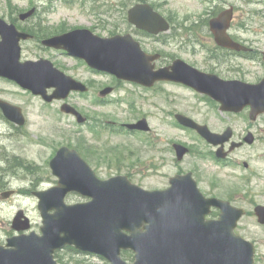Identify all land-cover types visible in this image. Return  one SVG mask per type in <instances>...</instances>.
I'll list each match as a JSON object with an SVG mask.
<instances>
[{
	"label": "rangeland",
	"instance_id": "rangeland-1",
	"mask_svg": "<svg viewBox=\"0 0 264 264\" xmlns=\"http://www.w3.org/2000/svg\"><path fill=\"white\" fill-rule=\"evenodd\" d=\"M146 1L173 24V30L162 37L169 43L159 42L162 44L154 47L163 49L169 59L179 57L209 72L224 57L232 67L219 68L216 74L221 78L258 83L264 77V0ZM136 3L137 0H0V18L14 23L20 30L33 31L37 37L76 28H88L103 37L127 33L136 37L127 21L128 10ZM230 7L235 9L231 36L255 48L260 54L257 59L215 52L220 55L218 61L204 50L203 46L214 49L217 46L209 26H203L205 20ZM33 8L37 9L34 17L24 22L19 19ZM192 26L195 33L182 29ZM41 46L36 38L23 42L22 60L49 59L66 74L89 84V93L76 94L67 102L91 116L92 125L79 126L75 119L61 112V102L47 104L15 83L0 79V98L22 108L27 119L23 128L6 119L0 120V244L15 234L12 223L20 211L30 219L31 229L40 233L43 220L34 193L58 184L49 163L56 150L67 145L77 148L101 179L127 175L143 188L155 190L166 188L169 179L178 173L193 172L206 196L238 201L235 205L250 213L256 205H264V115L250 122L248 111L236 116L221 113L211 98L185 87L162 83L147 89L94 74L85 63L66 54L45 52ZM107 87H114L115 92L101 105L96 97ZM178 113L208 125L216 133L231 127L236 139L252 126L257 143L235 151L226 164H216L211 157L213 146L196 132L176 125ZM0 114L3 115L1 111ZM143 118L149 121L150 133H128L121 129ZM178 143L191 150L182 162H177L173 151V145ZM8 191L18 193L8 200L2 199V194ZM67 201L71 204L85 199L71 195ZM239 228L238 233L256 244L259 264H264V228L250 214ZM59 255L63 264H105L97 257L75 254L68 249Z\"/></svg>",
	"mask_w": 264,
	"mask_h": 264
},
{
	"label": "water",
	"instance_id": "water-1",
	"mask_svg": "<svg viewBox=\"0 0 264 264\" xmlns=\"http://www.w3.org/2000/svg\"><path fill=\"white\" fill-rule=\"evenodd\" d=\"M36 9L20 15L26 21ZM234 9L223 11L210 20V30L218 46L248 51L234 41L229 30ZM129 23L152 35L168 32L170 23L149 4H138L128 13ZM0 77L16 82L20 87L51 103L64 100L71 92H87L88 88L55 68L49 60L22 62L21 43L32 35L19 31L16 25L0 18ZM42 45L64 50L93 69L151 88L158 82H174L190 87L220 104L222 112L239 114L250 108V118L256 121L264 114V79L258 84L240 80H224L218 75L204 73L182 59L156 70L160 55L147 54L131 34L102 38L86 29L73 30L47 38ZM54 89L52 95L48 91ZM113 91L103 90L105 97ZM5 116L18 126L26 119L21 108L0 100ZM62 111L74 114L80 123L85 119L66 104ZM178 122L199 133L208 143L220 146L219 158H225L224 146L233 136L229 129L217 134L206 125L179 114ZM131 130L149 131L143 119L128 125ZM250 135L246 141L253 143ZM241 144H233L232 150ZM178 160L189 150L174 146ZM51 168L59 178V185L37 192L43 219L41 234L36 232L13 237L7 246H0V264H58L55 253L66 246L98 255L111 264H129L121 257L122 250L135 254L132 264H254V245L235 233L245 210L229 202L207 199L200 192L192 173L171 179V187L164 191H148L119 176L100 180L75 150L62 148L51 161ZM78 193L90 199L87 203L68 205L67 195ZM11 193L4 194L9 198ZM221 210L218 221H207L211 208ZM264 225V206L255 209ZM18 232L31 228L30 220L21 211L13 222Z\"/></svg>",
	"mask_w": 264,
	"mask_h": 264
},
{
	"label": "flooded vegetation",
	"instance_id": "flooded-vegetation-1",
	"mask_svg": "<svg viewBox=\"0 0 264 264\" xmlns=\"http://www.w3.org/2000/svg\"><path fill=\"white\" fill-rule=\"evenodd\" d=\"M157 11V10H156ZM160 12V11H159ZM166 19H168V21H170V19L168 18V17H166ZM104 22V21H103ZM170 23H171V21H170ZM172 25V24H171ZM136 37L139 39V37L140 38H142V40L141 39H139L140 40V43H141V45H142V48L144 49V51H146L147 53H150V54H160L161 55V58L159 59V61L157 62V68H159V67H164V66H170L171 64H172V62H173V60L175 59V58H179V57H172V59H169L168 57H169V55L163 50V49H158V48H154L155 47V45H161L162 43H159V42H161V40L160 39H158L159 37H157V36H152V35H149V34H147L146 32H143V31H137V33H136ZM143 41H146V42H151V43H149V44H146V43H143ZM148 45V46H147ZM162 47H164V48H169V47H172V46H162ZM184 47V46H183ZM216 48L214 49V48H212L211 46H203V48H204V50L206 51V53L209 55V57H213V60H214V58L216 59V60H218L217 58H220V55H216L215 54V52L216 53H220V52H224V54H227V53H230V54H234V55H239V56H241V57H244V58H246V59H248V60H253V58H254V56H258V55H260L257 51H256V49L255 48H252V46H248L249 48H251V50L250 51H246V52H241V53H236V52H232V51H229V50H226V49H223V48H221V47H219V46H215ZM41 48H43V47H41ZM43 50L45 51V52H51V51H55V50H52V49H45V48H43ZM55 52H57V51H55ZM195 54H197L198 53V51L196 50L195 52H194ZM208 57V58H209ZM256 59H257V57H255ZM218 61H220V60H218ZM225 59H224V57H223V60H222V62H218L216 65H213V66H211L210 68H212L209 72L208 71H205V72H208V73H212V74H216V72L218 71V69L220 68V69H225L224 67H226V68H228L229 70H230V68L232 67V65H231V63H229V62H225ZM91 71V70H90ZM92 72V71H91ZM217 75H219V74H217ZM74 78V77H73ZM76 79V78H75ZM77 80V79H76ZM228 80H232V79H228ZM84 84H87V83H85V82H83ZM163 84H166V85H176V86H181V87H185L184 85H181V84H177V83H163ZM89 84H87V86H88ZM185 88H187V87H185ZM187 89H189V88H187ZM193 92H195L194 90H193ZM99 93L100 92H98V97H96V99H97V102H99V103H104V100L105 99H100V97H99ZM197 93V92H196ZM74 95H76V94H74ZM74 95H72V96H74ZM78 95H80V94H78ZM72 98V97H71ZM70 98V99H71ZM69 99V100H70ZM68 100V101H69ZM78 110V109H77ZM0 111H1V109H0ZM85 118H86V120H87V124H86V126L87 125H92V117L91 116H89V115H87V114H84V112H82V111H80V110H78ZM2 112V111H1ZM1 115V117H0V120L3 118V119H6L5 117H4V115H2V114H0ZM70 117H72L73 119H75L74 118V116H72V115H69ZM7 120V119H6ZM9 122V121H8ZM10 123V122H9ZM251 128H253L252 126H249L248 128H247V131H245L244 133L245 134H242L241 135V137H239L240 139H236V133L234 132V135H233V139H232V142L233 141H238V142H242V141H244V139H245V137L248 135V133H250V132H252V130H251ZM254 137H255V143L254 144H256L257 143V140H258V138L256 137V135L254 134ZM231 144V143H230ZM230 144H228V145H230ZM227 145V146H228ZM67 147H69L70 149H73V150H76L80 155H81V157L85 160V158L83 157V155L81 154V152L77 149V148H75V147H72V146H69V145H67ZM245 146H242V147H240V148H238V149H236L235 151H237V150H241V149H243ZM191 151V150H190ZM235 151H233V152H235ZM233 152L232 153H230L229 154V156H231L232 154H233ZM190 153V152H189ZM15 160H19L18 158H15ZM86 161V160H85ZM18 162H21L22 163V161H18ZM87 162V161H86ZM185 175V173H178V174H176V175ZM170 186L168 185L166 188H163V189H161V190H165V189H167V188H169ZM155 190H159V189H155ZM15 192V191H14ZM16 193H18V191L17 192H15V194ZM209 197H211V196H209ZM1 198H2V196H1ZM238 201H236V203H237ZM232 203V202H231ZM233 205H235V203H232ZM236 206V205H235ZM238 207H240V206H238ZM252 216V215H251ZM218 217H219V212L217 211V210H214V211H212V213H211V216H209L208 217V220H215V219H218ZM240 227V225L238 226V231H239V228ZM263 228H264V226H263ZM242 235V234H241ZM247 239V238H246ZM248 240V239H247ZM250 241V240H249ZM252 242V241H251ZM252 243H254V242H252ZM254 245H255V247H256V257H255V264H259L260 263V258H259V256H258V254H257V246H256V244L254 243Z\"/></svg>",
	"mask_w": 264,
	"mask_h": 264
},
{
	"label": "trees",
	"instance_id": "trees-1",
	"mask_svg": "<svg viewBox=\"0 0 264 264\" xmlns=\"http://www.w3.org/2000/svg\"><path fill=\"white\" fill-rule=\"evenodd\" d=\"M141 1H143V0H137V3H138V2H141ZM214 15H217V13H214ZM214 15H213V16H214ZM125 19H126V18H125ZM204 23H205V24H204L203 26H205L206 24L208 25V19L205 20ZM193 27H194V28H193ZM182 29H184V30H185L186 32H188V33H189V32H194L193 29H195V26H192V27H190V28H185V27H184V28H182ZM22 30L27 31V29H25V28H22ZM111 31H112V30H111ZM27 32H28V31H27ZM29 33L33 34V35L35 36V38L38 39V40H41V39H43V38H46V37H49V36H50V35H48V36H46V35L43 36V35H42L41 37H37V36L33 33V31H30V30H29ZM194 33H195V32H194ZM51 36H52V35H51ZM172 38H175V35H174ZM130 255H131V254L127 252V253H124L123 256H124V258L127 259V258H131ZM58 258H59V256H58ZM61 260H62V258L59 259V262H60V263L62 262Z\"/></svg>",
	"mask_w": 264,
	"mask_h": 264
}]
</instances>
